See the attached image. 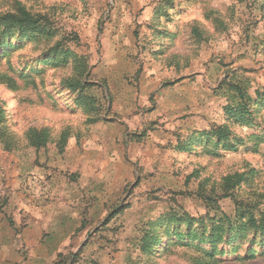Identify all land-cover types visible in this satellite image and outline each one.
I'll return each instance as SVG.
<instances>
[{"label":"rangeland","instance_id":"rangeland-1","mask_svg":"<svg viewBox=\"0 0 264 264\" xmlns=\"http://www.w3.org/2000/svg\"><path fill=\"white\" fill-rule=\"evenodd\" d=\"M18 5L50 33L0 41V254L25 255L40 237L52 264H195L212 244L178 238L187 222L172 214L206 232L223 212L234 218L235 200L264 214V102L246 121L223 110L231 84L264 97V0H0V13ZM56 45L85 58L83 91L63 86L80 77L73 57L52 64ZM222 124L235 149L205 141ZM43 129L47 141L31 145ZM236 173L247 178L225 197ZM48 175L58 222L28 228ZM242 225L205 264H264V237ZM145 231L159 240L150 250Z\"/></svg>","mask_w":264,"mask_h":264},{"label":"trees","instance_id":"trees-1","mask_svg":"<svg viewBox=\"0 0 264 264\" xmlns=\"http://www.w3.org/2000/svg\"><path fill=\"white\" fill-rule=\"evenodd\" d=\"M50 33V28L48 25V20L44 18L40 14L31 13L25 7L18 5L12 11H7L5 13H0V41L1 43H5L7 40L9 43H12V39H16L17 43H21L22 41H33L37 40L39 37L45 34ZM52 64L58 63H66L69 57H73L74 59V68L76 74L80 77H72L66 79L63 82V86L72 91H83L86 87L87 83L85 80H82L86 77V63L85 58L77 56L72 51L60 47L56 45L52 47V51L50 55ZM230 100L227 102L223 108L224 113L227 119L232 122H238L240 120L246 121L251 115V108L259 103L264 102V97L261 96V93L255 96L249 94L246 91V87L238 84H231L229 87ZM76 102L80 106H85L91 103V101L87 100V97L83 94H79L76 99ZM4 110L0 106V122L3 119ZM48 130H31L29 133V140L31 145L35 147H39L43 145L47 141ZM204 136V135H203ZM214 138L215 145H223L229 149H235L236 142L239 141L237 137H232V132L228 129V125L222 124L218 126H214L211 128L210 132L207 133L204 137L205 141L209 139V137ZM202 137L194 138L191 140H187L182 145V149H189L193 146H190V143H195L201 141ZM247 178L246 174L236 173L233 176L225 178L223 195L225 197L232 196L228 193L229 190L233 189L236 184L241 181H244ZM264 198V193L262 194ZM206 206L208 205L211 209L215 211H220L218 207V202L215 201L211 196L204 195L202 196ZM232 201L234 199L230 198ZM237 201V200H235ZM234 202V218L228 217L225 212H223L224 216L222 217V221L219 225L213 223L210 225V228L206 232V225H204L201 220V229L200 231L194 230L191 226L190 218L178 217L175 214H172L170 217L171 222L174 224H179L180 221L187 222V230L184 233L180 232L179 229H176L175 234L180 239H199L200 242H204L207 240L211 243V248L205 250L204 255L205 258H196L195 264H205L212 260L214 256V244L220 242L219 240H225L228 243H232V240L235 238L239 230L244 229V226H235V224L241 223L246 224L249 228L254 230V235L259 234L264 237V214L260 218H255L253 214L246 215L244 213V208L240 206L239 203ZM247 212V211H246ZM244 219V220H243ZM246 219V220H245ZM224 235V236H223ZM226 237V238H224ZM142 249L150 250L155 247L159 240L157 239V235L151 234L149 231H145L143 237ZM207 257L209 259H207Z\"/></svg>","mask_w":264,"mask_h":264},{"label":"crops","instance_id":"crops-1","mask_svg":"<svg viewBox=\"0 0 264 264\" xmlns=\"http://www.w3.org/2000/svg\"><path fill=\"white\" fill-rule=\"evenodd\" d=\"M41 180L46 182L45 184H42V181H40L41 189L45 188V190H42L39 193L40 198L37 200L35 207L36 214H34L33 220H29L30 223L28 224V228L35 227L41 231L44 229L52 230L58 222L52 202L54 196V191L52 190L54 178L51 175H48ZM40 240V237L36 238V249L34 251H29L25 255L0 254V264H52L53 258L50 255V250L46 248Z\"/></svg>","mask_w":264,"mask_h":264}]
</instances>
